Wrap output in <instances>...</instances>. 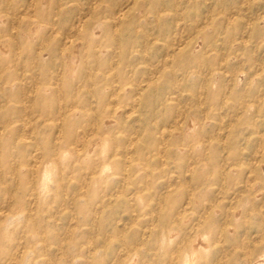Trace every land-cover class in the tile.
<instances>
[{
	"label": "bare ground",
	"instance_id": "6f19581e",
	"mask_svg": "<svg viewBox=\"0 0 264 264\" xmlns=\"http://www.w3.org/2000/svg\"><path fill=\"white\" fill-rule=\"evenodd\" d=\"M2 1L3 0L0 2ZM39 1L38 7L36 6L35 9L34 2L32 1L33 3L31 4L29 3L30 7H32L33 21L30 20L31 22L24 24V27H22L19 32L15 30L17 24H19L18 22L17 24L13 23L11 25V28L15 30L16 33L15 31L14 33H9L7 31L5 22H7L8 19L3 16L2 11L4 10L3 6L0 4V60L5 63L2 68L4 70L6 68V71L12 68L11 71L14 75L10 76L7 82L10 84L8 92L10 91L13 95L20 94L21 99L19 101L24 103L26 101L24 96L29 95L28 91L30 90L25 88L26 83L32 82L35 94L34 105L42 104L50 107L52 104L55 107L54 111H46L45 115H47V117L43 118V124L49 126L52 129V133L47 135L48 138L45 139L46 141L44 140L42 145H39L34 137V149L31 151V155L28 158L22 157L18 161L12 158L9 165L11 174L16 175V172L24 168V171H28L30 175L34 174V179L31 177V185H34L33 190L38 188L39 193H46V191L51 189L52 183L53 185L58 184L60 179L59 176H67L69 174L71 176L70 168L74 167L76 163H80L77 172L80 173V177L83 176L85 179L82 181L80 180L76 186L78 191L72 200L77 201L79 198L83 197V195L87 196L88 193H93L95 184L105 180L111 173L121 172L123 175L122 184H128V178L131 173H137L140 170L151 173L152 169L149 164L151 158H157L158 164L164 165V163H166V158L170 156L175 159V164L179 170L178 172L181 174L187 173L189 180L182 179L178 181L179 178L174 173L167 175L164 178L165 190L156 197L154 206L160 207L163 200H166L170 195L175 196V193H179V195L185 196L184 206L185 204H189L191 205L190 209L193 208V206H197L198 210H195L197 211L196 213H194V211L189 212L190 214H194L193 219L192 215L190 216L188 214L187 216L185 211L188 209L186 206L178 208L179 202L177 203V201L179 197L173 199L172 203L174 204L171 205L169 210L170 216L164 219L163 231L160 232L161 230H159V236L151 240L150 246L145 247L147 249L143 248V246H145L143 239V233L145 231L141 232L142 234H140L136 240L126 242L123 238L122 230L125 226L120 227L118 225L120 229H115V236L119 244L114 248L112 257L106 258L103 254L104 250H101L103 248L105 249V247L108 246L106 243L113 238L102 237V244L100 245L89 237L79 244L76 238L73 237L74 227L71 225L66 228L64 235L55 234L51 240L44 236V229L37 230L36 227H34V229H29L28 233L24 232L25 235L21 237L10 236L11 230L14 229V226L18 223L20 219H18V217L21 215L18 209H12L9 211L11 214H9V216L6 215L5 221H3L4 224L0 223V264H264V244H262L264 243V232H261L259 239L254 241L253 244L251 243V246H249V243V245H247L248 248L246 247L247 249H245V241L243 239L245 237L239 239V232L237 230L239 226L246 222H249V225H264V215L262 214L259 222L250 220V214L256 209L254 201L260 196L261 191L257 189L253 190L252 188L255 187L259 180H264V173L261 174V171L264 172V133L256 134L255 140L257 141V146L252 153V161L249 163L247 170H243L245 180L241 183L242 190L248 192L250 197H239L237 200L238 204L235 206L231 201V208H226L227 210L223 214L225 220L223 219V222L218 221V216H216L218 208L215 207L214 200H206V198H204L200 201L198 199L201 191L200 185L204 184L203 181L207 179V176H200L201 173H198L195 164L196 162L197 164L201 163L200 166H202V168L205 166L209 167L210 170H208L211 176H209L208 179L210 182L223 181L228 176V173L234 169L233 166L238 164L235 160L238 154L237 149H235L236 127H234V120H230L224 124H222L220 120L219 122L217 121L219 124L215 133L205 131L202 125L209 117V103L208 105L204 103L207 105L208 109L204 108L206 111H202L201 114H198V111L194 108L197 106L196 104L198 102H202L208 95L212 105L217 103V101H219L218 98L222 95L223 97L219 102L221 107L229 106L235 110L239 108L241 112L247 113L251 106L249 102H247L246 96H251L253 101L264 104V91L261 92L258 90L259 94L253 96V93L248 94L245 88L237 87V85L234 86L232 81L238 79L236 78L238 73H236L237 71L235 70H233V72L231 71L232 74L228 78L229 82L227 84H221L218 79L216 80L217 76L215 73L207 69V72L203 74L202 79L197 85L191 84L190 88L186 87L189 92L188 97L190 102L189 105L185 107L184 104H181L179 97L182 82L179 79H174L171 76L169 77L170 74H168V72H170L169 69L171 67L174 68L173 66L169 68L174 61L185 63V66H192L199 71L203 64L211 67L213 57H210V53L208 52L213 49V42H216L217 39L224 42L226 45L225 47L237 60H239V57L243 54L249 56V53L253 54V51L255 52L254 48L260 46V44L264 46V0H236L235 2L232 1L227 7L223 5L225 8L220 7L218 3H216L209 6L202 14H198V19L194 18L188 22L183 20L185 15L177 9V5L180 2H190V0H146L150 8L163 6L162 9L159 8L160 10H155L153 15H151L154 21L158 22L161 18L169 16L173 26V29H170V31L165 34V38L156 39L154 37L155 39H152V41L146 37L142 27L140 28L142 23L147 21V14L150 12L149 8L146 6L145 0H87L85 3L87 5H84L86 6L85 11L78 12V8H76L75 10L78 13L74 16L71 15L72 17L68 15V10H64V7L66 8L68 2H76L79 6L80 2L78 0ZM43 4L53 6L52 12H45ZM255 7L262 11L258 12L257 9L254 11L253 8ZM10 9L13 10V7ZM79 9H81V6H79ZM8 11L10 12V10ZM194 11L198 10L196 9ZM12 12L13 11H11V13ZM14 12H16L17 15V11ZM60 14H64V17L58 18ZM182 15L184 17H182ZM88 18H90V20ZM123 31L129 32V36H123ZM154 31L158 32V29H154ZM104 32H106V34ZM130 32L132 35H130ZM254 32L258 34L261 33L260 38L257 39L258 44L251 43ZM103 34H105V37ZM155 35L157 36V34ZM155 40L160 41L161 52L159 61L156 62L154 60L157 64L153 65L147 63L146 54L148 53L149 42H156ZM22 48L28 49V56L32 60L30 66H28L29 64H24L23 60L18 58L20 49L22 50ZM224 57L220 58L218 66L214 67L213 70L223 71L224 68H222L221 65L225 60ZM51 58L57 59L59 69L56 73H53V71H51L52 69L47 71L50 68L49 63ZM133 58H137L136 64H143V74H145L144 78L140 79L136 85L130 84L131 82L127 76L128 74H125L132 70L129 69L127 71L125 69L131 64L129 62ZM231 62H233V59H231ZM44 66H46V68H44ZM35 67H37L36 70L40 71L41 74H39V72H34ZM122 67L124 68L123 71H121ZM251 67L253 68V75L260 76L262 80H264V58L253 61ZM190 72L191 71L186 74H190ZM195 72L196 71H194V73ZM243 74L244 73H242L241 76L244 77ZM167 75L171 80L168 86L165 87L168 91H164L165 95L163 94L164 92H162L163 95H157V99L161 105H165V102H167L169 105L174 106L175 110L164 117L165 113L163 111L155 114L152 109L153 107L151 108L152 105L149 106L150 100L148 95L151 94L152 91L156 92L164 88L161 78L167 77ZM118 77L120 79L122 78L121 83ZM174 77L176 76L174 75ZM251 80H249V83H251ZM4 85L5 83L3 87ZM187 86H189V84ZM4 88L7 89V87ZM13 88H15L14 92H12ZM126 89L132 92L130 93L133 98L130 102V110H126V104L120 102V100L125 97ZM183 89L184 88L181 90L183 91ZM93 91L98 93L99 96L103 95V97H107V101L103 106L104 109L102 108V121L105 125H103V131L98 133L97 143L87 141L89 137L85 140L84 137L86 136H83L82 133L87 131L88 127L86 128L84 126L85 123L81 122L78 126L72 119V116L79 112L77 110L79 107L77 106L81 95L89 92L92 94ZM183 93L186 94V92ZM227 93H230L231 101L227 99ZM68 96H71L69 104L64 102L69 100ZM205 100L204 102H206ZM140 103H143L141 105L147 107L145 109L147 114L138 119L141 121L139 129L130 127L127 128V130H123L122 126L124 120L128 119L131 114H133L132 112L137 111L134 106H138ZM159 103H155V105ZM13 105L14 103H12L11 106ZM90 110L93 111L94 109ZM100 111L101 110L97 113ZM94 113H96V111ZM215 113H218V111ZM27 116L24 115V117ZM223 116L225 115H222V117ZM148 117H151V120H149ZM235 117L237 118V116ZM36 118L38 119V116ZM30 119L32 120L33 118ZM153 119L154 121H152ZM92 122L95 124L94 120ZM31 124H34V122ZM254 124L257 125V123ZM96 128L97 127H95V129ZM104 128L107 129L104 130ZM113 128L116 130L118 129L120 134L113 136L111 133ZM3 130L5 129L1 126L0 152L4 148L6 149L10 142L21 141L19 135L15 133L11 135L4 134L5 132L3 133ZM89 133L91 134V132ZM252 133L250 134L252 135ZM28 134L30 135V133ZM122 138H125V140ZM243 138H246V136H243ZM198 144H201L202 148H199ZM215 145H221L220 147L226 148L223 153H220L222 150L219 151L222 160H224L221 163L215 161L214 155L211 156L208 154ZM145 150H147V152ZM226 159H231L233 162L225 168L224 162H226ZM198 169H200V167ZM82 170H87L89 172L87 175H83ZM109 170L111 172H109ZM146 172L145 174L147 175L148 173ZM25 175L26 174H24V176ZM114 175L116 176V174ZM113 177H111V179ZM21 180L22 175L18 174L12 181L14 183L12 186L13 188H10V186L7 185L8 182L6 183L2 180V173L0 172V187L2 188L0 190H3L6 195H8L9 199L14 198L17 202L20 200V196L17 194V188ZM191 180L195 182L194 185L190 184ZM146 182L147 181H145V183ZM30 188L32 190V187ZM146 188L147 187L141 189L135 188L132 194L125 195L123 198L126 209L129 215H131L130 219H132V222L139 217V213L136 210L137 207L144 206L142 203H145L144 200L148 198L147 192L144 190ZM242 190L239 191L244 193ZM114 191L115 192L112 193L110 192L106 196V199L101 195L105 203L111 202L118 197L120 194L118 188ZM125 193L126 192H124V194ZM55 196H57V194ZM214 196L216 197L217 194ZM97 197H99V195H97ZM102 199H99L100 203H102ZM16 202L14 205H17ZM248 202L252 204V208L247 210L244 204ZM36 203L37 197L34 196V204ZM89 207L90 206L87 208ZM95 208L98 207L95 206ZM157 209L158 208H156V210ZM97 210L98 209H95V214L98 213ZM26 216L29 217L30 215ZM151 220H153V218H151ZM105 222L106 221H104V223ZM128 222L130 224L131 221ZM89 226L92 227L90 223ZM76 227H78V225ZM107 228L108 227H106V229ZM151 229H153V227ZM177 230L182 231L183 235L181 239L175 241V235L179 233ZM100 234L96 233V235ZM220 238L230 239L234 244L233 250L226 252L222 247L215 248ZM237 248L241 250L238 252L236 250ZM74 260H77V262L75 263Z\"/></svg>",
	"mask_w": 264,
	"mask_h": 264
},
{
	"label": "rangeland",
	"instance_id": "374dc122",
	"mask_svg": "<svg viewBox=\"0 0 264 264\" xmlns=\"http://www.w3.org/2000/svg\"><path fill=\"white\" fill-rule=\"evenodd\" d=\"M32 1L34 2V9H35L36 6L38 7V4H39L40 1L39 0H32ZM32 1L31 0H3L2 2H0V4L3 6V10H4V11H2V14H3V16L5 18L8 19V21L6 20L7 22H5V25H6V29H7V31L9 33H14L15 30L16 31L18 30V32H19V30H21L22 27H24V24H26L27 22L29 23V22L33 21V18H32V14H33L32 7H30V4L33 3ZM78 1L81 4V5L79 4V6H81V9H79V6L76 4V2H68L66 4V8L64 7V10H68V15L69 16H71V15L74 16L79 11H82V12L85 11L86 6H84V5H87V4H85L87 2V0H83V1L82 0H78ZM232 1L235 2L236 0H222L223 4H222L221 0H208V1L207 0H195V1L194 0H190V2H180L177 5V9L179 11H181L183 15H185V17L182 15V17H184L183 20L188 22V21L193 20L194 18L198 19V17H199L198 14H202L203 11H205L211 5H214V4L218 3V5L220 7L225 8L230 3H232ZM145 2H146V6L149 8L150 12L147 14L148 15L147 16V21L143 22L142 26H140V28L142 27L143 31L146 34V37H148L149 40H151V41H152V39H155V38L156 39L157 38H165L166 37L165 34H167V32L170 31V29H173V26H172V23H171V18L169 16H165V17L161 18L160 20H158V22L154 21L152 19L151 15H153V12L155 10L162 9L163 6L162 7L157 6V8H150L149 7L150 5L147 4L146 0H145ZM220 2H221V4H220ZM24 3H26V4H24ZM8 7H10V8L13 7V10L8 8ZM43 7H44L43 8L44 11L48 12V13L52 12V10H53V6H51L49 4L48 5H44L43 4ZM22 8H24V9H22ZM76 8H78L77 9L78 12L75 10ZM7 9L10 10V12ZM196 9L198 11H194ZM256 9H257L256 7L253 8L254 11H256ZM11 11H13V12L11 13ZM14 11H17V15H18L19 18L22 17V18H20L21 20L17 17L16 12H14ZM257 11L261 12L262 10L261 9H257ZM82 12H81V14H82ZM59 17L63 18L64 14L58 15V18ZM88 19L90 20V18H88ZM17 22L19 24H17ZM13 23L17 24V28H15V30H13L11 28V25ZM154 29H156V30L158 29V32H155ZM16 31H15V33H16ZM104 33L106 34V32H104ZM122 33H124L123 36H129V34H128L129 32H127V31L126 32L123 31ZM105 34H103L104 37H105ZM151 34H153V35H151ZM155 34H157L158 37ZM159 34H160V36H159ZM130 35H132L131 32H130ZM260 35H261V33L258 34V33L254 32L253 37L251 38V40H252L251 43L252 42H253L252 44L257 43V41H258L257 39L260 38ZM218 40L219 39H217L216 42H218ZM151 41L149 42L148 53L146 54V61H147V63L156 65L157 63H155L154 60L156 62H158L159 58H160V52H161L160 44H159L160 41H157V40H155L156 42H151ZM35 42H34V44H35ZM216 42H213V45H212L213 49H211V51L208 52V53H210L209 56L213 57V60L211 59L212 60L211 67H208V65L203 64L204 67L201 66V70L199 71L198 69H196V68H194L192 66H189V65H186L187 66L186 67L185 63H179L177 61L172 62L171 65L169 64L170 65L169 68L171 66L174 67V68L171 67L169 69V71H170V72H168V74H170L169 77L171 76L174 79H179L182 82L181 86H180V91H179V95L180 96L179 97H180L181 104H184L185 107L188 106L189 102H190L189 97H188L189 92H188V89L186 87L190 88L191 84L197 85L200 82V80L202 79L203 74L207 72V69H208V71H213L212 73H215V75L217 76L216 80L218 79V81H220L221 84H227L229 82L228 78L232 74L231 71L233 72V70H235V71H237L236 73H238V76L236 77L238 79L233 80L234 82L232 81V84L234 86L237 85V87L245 88L247 90V93L248 94H252L253 93L252 94L253 96H256L257 94H259V91H261V92L264 91V80H262V78L260 76H257V75L254 76L253 75L254 72L252 71L253 68L251 67L252 64H253V61H255V60L258 61L259 59L264 58V46H261V44H260V46H257V47L254 48L255 52L253 51V54L249 53L250 56L246 55V54H243V55H241L239 57V60H237L232 55V53L225 47L226 45L224 44L223 41L219 40L218 43H216ZM222 44L225 47L224 51H223L224 47H223ZM220 48H221V50H220ZM27 50L28 49H26V48H24V49L22 48V50L20 49V55H19L18 58L23 60L24 64H29L28 66H30V64L32 63V60L28 56ZM154 52H156V53H154ZM224 55H225V57H224ZM230 55H231V57H230ZM243 56H246V57H243ZM221 57H224V59H225L223 64L221 65L222 68H224L223 71L213 70L214 67L218 66V63H219V60H220ZM231 59H233V62H231ZM245 59H247V60H245ZM51 60H50V63H49V65H50L49 67L50 68L47 71L52 69L51 71H53V73H56L58 71V69H59L58 64H57V59L56 58H51ZM34 61H35V58H34ZM136 61H137V58L136 59L133 58L129 62L131 64L128 65L126 67V69H125L127 71L129 69H132V70L128 71L129 73H125V74H128L127 76L129 77V81L131 82L130 84H132V85H136L138 83V81L140 79H143L144 76H145V74H143V67H142L143 64H140V63L136 64L135 63ZM0 63H1L0 64V66H1L0 68H2V66H4L5 63H3V61H1V60H0ZM132 64H134V65H132ZM177 64H179V65H177ZM120 66H121V64H120ZM202 67H203V69H202ZM36 68L37 67L34 68V72L35 73L39 72V74H41L40 71L36 70ZM44 68H46V66H44ZM177 68L181 69V70H178ZM234 68H236V69H234ZM187 69H189V70H187ZM243 69H244V71H243ZM11 70H12V68L8 69L7 70L8 72H7L6 68H5V70L3 68L0 69V87L2 86L0 88V118H1L0 119V127L2 126L3 129H5V130H3V133L5 132L4 134L11 135V134L15 133V134L19 135L21 138L22 137H25V138H22V139L20 138V140H21L20 142H24V143H20L19 141L18 142H15V141L13 142L12 141V142L9 143V145H8V147L6 149L5 148L2 149V151L0 152V172L2 173V180L4 182H6V183L8 182L7 185H9L10 188L14 184L12 182L13 179L18 174L22 175V180L18 184V188H17L18 191L16 190L17 194H19V196H20V200L17 201V202H16V200L14 198H10L9 199L8 195H6V193L3 190H0V223L4 224L3 221H5L6 217L9 216V214H11L9 211H11L12 209H18L20 214H21L18 217V219L19 218L20 219L18 220V223L14 226V229L11 230L10 236L21 237V236L25 235V233H28L29 229H34V227H36L37 230L44 229V231H45V233H43L44 236L49 238V240H51L52 237L55 234L64 235L66 228L69 225H71V226L74 227V232H73L74 236L73 237L76 238V241H78L79 244L82 243L86 238L90 237L91 239L95 240L97 242V244L101 245L102 244V239H103L102 237H111L113 239L109 240V242L106 243V245H108V246L105 247V249L101 248L102 249L101 251L104 250L103 254L105 255L106 258L112 257L114 248H116L118 246V244H119L118 243L119 241L116 240L117 237L115 236V233H116L115 229L119 228V226L120 227L125 226L122 230H123V238L125 239L126 242L136 240L137 237H139V235L142 234L141 232L145 231L143 233V237H144L143 239H144V242H145V246H143V248L147 249L145 247H149L150 246L151 240H153L154 238L159 236V230H161L160 232L163 231L164 219H167L170 216L169 215V210H170L171 205L174 204V203H172L173 199L179 197V199L177 201V203L179 202L178 203V208L179 207L181 208V207L184 206L185 196L179 195V193H175V196L170 195L166 200H163L162 201L163 203L161 202L162 205H160V207L154 206V202H155L156 197L161 192H163L165 190V185H164L165 184V179L164 178L167 175H169L171 173H174L175 175L178 176V178H179L178 181L182 180V179L189 180V178H188L189 176H187V173L186 174L185 173L181 174L180 172H178L179 171L178 167L175 164L176 161H175V159H173L170 156H168L166 158V163H164V165L163 164H158L159 162L156 160L157 158H151L149 160L150 168L152 169L151 173H148V171L146 172V171H142V170L138 171L137 173L136 172L135 173H131L129 175V178H128V182H127L128 184L125 183L124 185L122 184V179H123L122 176L123 175H122L121 172L111 173L110 176L105 178V180H103L102 182H97L95 184V187H94L95 189H94L93 193L90 192V193H88L87 196L83 195V197H81L77 201H75V200H72V198H74V196L76 195V193L78 191L76 186H77V184H78V182L80 180L82 181V180L85 179V178H83V176L80 177V175H79L80 173L77 172V169L80 167V165H79L80 163L79 164L76 163L74 165V167L70 168L71 176H70V174L67 175V176L66 175L59 176L60 179L58 181V184H54L53 185V183H52L51 189L49 191H46L47 194L46 193H39L38 192V188H35V190H33L34 189V185H31V182H32L31 177H32V179H34V174L30 175V173L28 171H24L25 170L24 168L21 169L22 173H21V170H19L20 172L19 171L16 172L15 173L16 175L11 174L9 165H10V162L12 161V158L15 161H18L22 157L28 158L31 155L30 153L34 149V146H33L34 145V137H35V140L38 141L37 143L39 145H42L44 140L46 138H48L47 135L52 133V129L49 126H45L43 124V120H44L43 118L47 117V115H45L46 111H48V110H53L54 111L55 107L52 104L50 105V107L49 106H44L42 104L41 105H36V104L34 105V95L35 94H34V88H33V85H32L33 83L32 82H27L26 83V87L25 88L27 90L28 89L31 90V92H30V90L28 91L29 95H27V96L25 95L24 96V99L27 102L25 101L24 103H22V102L19 101L21 99V95L20 94L19 95H15V94L13 95L12 93H10V91L8 92V90L10 89V88H8V87H10V84H8L7 82L9 80L10 76H14L12 74L13 72ZM123 70H124V68L122 67L121 71H123ZM192 70H193V72H192ZM5 71H6L8 77L6 76ZM189 71H191L190 74H186L187 72L189 73ZM194 71H196V72L194 73ZM219 71H220V73H219ZM222 72H224V73H222ZM242 73H244L243 74L244 77L241 76ZM173 74L176 77H174ZM188 75L190 76V78H189ZM165 77L161 78L164 88L162 90H160V91H156L158 93H156L155 91H152V93L148 95L149 96V100H150V102H149L150 105L149 106L152 105L151 108L153 107L152 109L154 110L155 114L163 111L165 113L164 117L168 116L169 113L174 112V110H175L174 109L175 107L169 105L167 102H165V105H163V104L161 105L158 102V99H157L158 98L157 95H159V94H161V95L164 94L165 95L164 91L165 90L168 91V89L165 88V87L168 86V84L170 83L171 80L169 79L168 75L166 77L167 79ZM251 78H252V80H251ZM118 80L121 83L122 78L120 79L118 77ZM249 80H251V83H253V84L249 83ZM4 83L6 85V86L4 85V87H7V89L3 87ZM188 84H189V86H187ZM3 88H4V90H3ZM182 88H184L183 91L181 90ZM14 90H15V88H13L12 92H14ZM32 91H33V93H32ZM162 92H164V93L162 94ZM183 92H186V94L183 93ZM130 93H132V92H130L129 89H126L125 97H123L122 99L120 98L121 99L120 102L126 104V106H125L126 110H130L131 109L130 108L131 107L130 106L131 105L130 102H131V100L133 98H132V95H130ZM92 94H94V95H92ZM92 94H91V92H89V93H83L81 95V97L79 98V101H78V106H77V107H79V108H77V110L79 112L77 114H74L72 116V119L78 126H79V123L81 122V123H85L84 126L86 128L88 127L87 128L88 130L84 131L82 133L83 136H86V137H84L85 140H86L87 137H89V138H87L88 139L87 141H91L93 143H97L98 142L97 141L98 140V135H99L98 133L103 131V127H104L103 125H105V123L102 121L103 120L102 119L103 118L102 108L104 109L103 106H104V103H106V101H107V99H106L107 97H105V96L103 97V95L99 96V94L96 93L95 91H93ZM222 97L223 96L220 95V98H218L219 101H217V103L212 105L211 101L209 99V95H208V96H206L203 99L202 102H200V103L198 102L200 106L197 103L196 104L197 106H195L194 108H195V110L198 111V114H201L202 111H204V110L206 111V109L210 108V109H208V115H209V117L207 118L208 120L206 119V121L202 125L203 126V130H205V131H208L210 133L211 132L215 133L216 129L218 128V124H219L218 122L220 120H221L222 124L227 123L230 120H234V127H236V129H235V149H237L238 154H237L235 160L238 162V164L236 165L237 167L233 166L234 169H232V171H231L232 173L229 172L228 176L223 181L210 182L209 179H208L209 176H211V173H209V170H210L209 167L205 166V167L202 168V166H200L201 163L197 164V162H196V164H195V166H196V168L198 170V173L199 174L201 173L200 176H202V175L203 176H207V179H205L203 181L204 184L200 185L201 191H200V196H198V199L200 201L203 200L204 198H206V200H209V199L214 200L215 207L218 208V212H219V213L217 212V215H216V216H218V221H222L223 222V219H224V215L223 214L227 210L226 208H228V209L231 208L230 207L231 201L234 203V206H235L236 204H238L237 200H238L239 197H241V198H246L247 196L250 197L249 196L250 194L248 192H244L242 190L243 188H242V184L241 183H243V181L245 180V175H244L243 170H247V168L249 166V163L252 161V153L254 152V150H255V148L257 146V141L255 140V136H256L257 133H264V104H262L260 102H257V101H253L251 96H246V98L248 100L247 102H249L251 108L248 110L247 113H243V112L240 111L239 108H236V110H235L234 108L229 107V106L228 107H226V106L221 107L219 102H220V99ZM248 98H250V99H248ZM227 99L229 101H231L230 93H227ZM204 100L206 102H204ZM3 101L4 102L6 101V102L4 103ZM32 101H33V103H32ZM70 101H71V96L69 97V100H66L64 102L69 104ZM9 103L11 105H12V103H14V105L11 106ZM155 103H159V104L155 105ZM204 103H207V105L209 103L208 108H207V105H205ZM23 104H24V106H23ZM141 104H143V103L138 104V106L137 105L134 106V108L136 107L135 109L137 111L132 112L133 114H131V116L128 119L124 120V122H123L124 124L122 126L123 130H125V129L127 130V128H130V127L133 128V129H134V127L139 129L141 121H139L138 119L141 116H144L145 114H147V112L145 111V109L147 107H144ZM252 105H254V106H252ZM31 106H33V107H31ZM218 106H219V108H218ZM40 108H43V109H40ZM204 108H206V109H204ZM30 109H32V110H30ZM90 109H94L96 111V113L99 110H101V111L96 114V113H94L95 112L94 110H93L94 111L93 112ZM200 109H201V111H200ZM217 111H218V113H215ZM234 114H237V115H234ZM256 114H257V116L259 118L256 116ZM24 115L25 116L28 115V116L24 117ZM222 115H225V116L222 117ZM37 116H38V119L39 118H41V119L38 120L36 118ZM229 116H234V117H229ZM235 116H237V118ZM30 118H33V119L31 120ZM148 118H149V120H151V117H148ZM12 120H13V122H12ZM93 120L95 121V124H94V122H92ZM136 121H137V123H136ZM152 121H154V119ZM33 122H34V124H31ZM9 123H11V124H9ZM27 123H29V124H27ZM254 123H257V125L254 124ZM44 126L46 127V129H45ZM32 127H33V129H32ZM95 127H97V128L95 129ZM23 129L25 130V132H24ZM89 129H90V131H89ZM106 129L107 128H104V130H106ZM89 132H91V134ZM113 132H114V134H113ZM28 133H30V135ZM95 133H97V134H95ZM111 133H112L113 136H117V135L120 134V131H118V129L116 130L115 128H113L111 130ZM250 133H252V135ZM91 136H92V138L90 139ZM243 136H246V138H243ZM24 139H26V140H24ZM122 139L125 140V138H122ZM27 140H28V142H27ZM92 140H94V141H92ZM198 145H199V148H200L201 144H198ZM220 146L221 145H219V146L215 145L214 147L216 149L214 147H212V149L208 153L211 156L214 155L215 156V161H217L218 163H221L222 161H224V160H222V156H221L220 153H223L224 150L226 149V148H223V147H220ZM119 150H120V148H119ZM220 150H222V151H220ZM145 151L147 152V150H145ZM219 151H220V153H219ZM239 152H240V154H239ZM164 162H165V160H164ZM232 162H233V160H231V159L227 160L226 159V162H224L225 168ZM199 167H200V169H198ZM82 171H83V175H87V173L89 172L87 170H82ZM109 172H111V171L109 170ZM145 172L148 173L147 174L148 176L145 174ZM262 173H264V172L261 171V174ZM24 174H26V175L24 176ZM114 174H116V176ZM113 175H114V177H113ZM111 177H113V178L111 179ZM29 181H30V183H29ZM145 181H147L146 182L147 184L145 183ZM33 184H34V182H33ZM190 184L194 185L195 182L193 180H191ZM221 186H223V187H221ZM30 187H32V190H31ZM143 187H147L144 190L147 192V197L148 198H146V200H144L145 203H142V204H144V206H138L137 207L136 210L139 213V217L137 218V220H134L132 222V219H130L131 215H129L128 210L126 209V204L123 201L124 200L123 198H124L125 195L132 194V192L135 191V188H138V189L140 188L141 189ZM117 188H118L120 194H122V195L119 194L118 195L119 198L117 197L115 200L113 199L111 202L105 203V201L102 199L101 195L103 196V198L106 199V196L110 192L111 193L115 192L114 190H117ZM0 189H2V188L0 187ZM252 189L253 190L257 189L259 191L261 190L260 191V196L256 199V201H254V205L256 206V209L253 212L254 214L253 213L250 214V218H251L250 220L251 221L259 222L261 216L264 215V180H261V181L259 180V182H257L255 187H253ZM239 190L240 191L242 190L244 193L240 192ZM63 191H65V192H63ZM124 192H126V193L124 194ZM20 193H21V195H20ZM251 193H253V192H251ZM56 194H57V196H55ZM65 194H66V196H65ZM216 194H217V196L215 197L214 195H216ZM97 195H99V197H97ZM34 196L37 197V203L36 204H34ZM54 199H55L56 202L54 201ZM99 199L100 200L102 199V203H100ZM15 202L17 203V205H14ZM106 205H107V207H106ZM251 205L252 204L250 202H248L247 204H244L245 209L248 210V209L252 208ZM88 206H90V207L87 208ZM95 206H97L98 208H95ZM185 206L188 209L187 210L185 208L187 210V211H185L187 216H188V214L190 216L192 215V217L194 219V214L193 213L190 214L189 212L194 211V213H196L197 211H195V210H198V207L197 206H193V208L190 209L191 205L185 204ZM156 208H158V209L156 210ZM44 209H46V210H44ZM95 209H98L97 210L98 213H96V214L94 213ZM55 210H57V211H55ZM90 210H92V211H90ZM5 211H6V213H5ZM106 212H107V214H106ZM26 215H30V216L28 217ZM57 215H59V216H57ZM55 218H56V220H55ZM151 218H153V220H151ZM32 219H33V221H32ZM90 220H91L92 223L90 222ZM156 220H158V221H156ZM104 221H106L105 222L106 224L104 223ZM128 221H131L130 224H129ZM134 222H135V224H134ZM150 222H151V224H150ZM89 223L91 224L92 227L89 226ZM248 223L249 222H246V223H244L243 225H241V226H239L237 228V230L239 232L238 233L239 239H241L242 237L246 238V239L243 238L244 241H245V243H244L245 244V249L248 248L247 245H249V243H250L249 246H251L254 243V241L259 239V235H260L261 232H264V225H258V224L257 225L256 224H250L249 225ZM35 224H36V226H35ZM66 224H67V226H66ZM77 225H78V227H76ZM160 226H162V227H160ZM106 227H108L107 228L108 232H107ZM152 227H153V229H151ZM75 229H77L78 231L75 230ZM88 230H90V231H88ZM110 231H112V232H110ZM177 231L179 233H177L175 235V241H178L179 239H181V237L183 235L182 231H179V230H177ZM244 232H245V234H244ZM96 233L97 234L101 233V234L100 235H96ZM94 235H96V236H94ZM252 238H254V239H252ZM248 239H250V240H248ZM219 240L220 241H218V242L220 244L216 243L215 248L222 247L223 249H225L226 252H228V251L230 252V251L233 250L234 244H233V242L230 239H228V238L227 239L220 238ZM112 244H113V246H112ZM262 244H264V243H262ZM220 245H222V246H220ZM236 250L239 252L241 249L237 248ZM74 262L76 263L77 260H74Z\"/></svg>",
	"mask_w": 264,
	"mask_h": 264
}]
</instances>
